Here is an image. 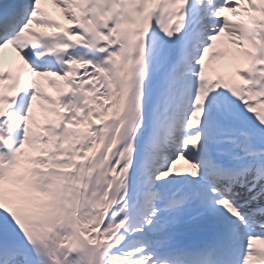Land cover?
I'll list each match as a JSON object with an SVG mask.
<instances>
[{
  "label": "snow or ice",
  "instance_id": "obj_1",
  "mask_svg": "<svg viewBox=\"0 0 264 264\" xmlns=\"http://www.w3.org/2000/svg\"><path fill=\"white\" fill-rule=\"evenodd\" d=\"M0 264H264V0H0Z\"/></svg>",
  "mask_w": 264,
  "mask_h": 264
}]
</instances>
